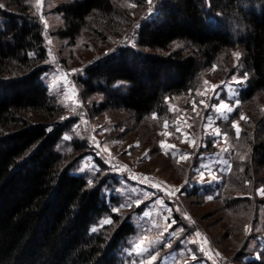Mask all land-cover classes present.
Returning <instances> with one entry per match:
<instances>
[{
	"label": "trees",
	"instance_id": "trees-1",
	"mask_svg": "<svg viewBox=\"0 0 264 264\" xmlns=\"http://www.w3.org/2000/svg\"><path fill=\"white\" fill-rule=\"evenodd\" d=\"M148 5L147 0H59L56 6L59 38L110 45L79 77L84 93L101 94L98 111L126 113L132 131L148 127L154 134L152 127L172 116L171 101L192 91L200 74L235 48L247 74L240 100L248 104L264 97V0H153L151 13ZM31 8L27 0H0V264H122L123 248L136 232L131 214L143 205L112 211L103 194L105 179L89 184L84 174L72 171L74 157L58 149L73 121L57 118L60 105L42 80L44 27ZM241 136L245 143L233 146L230 168L211 194L221 203L220 215L229 218L221 233L193 215L190 206L205 198L199 187H183L191 203L179 197L169 204L181 234L202 231L224 264H264L263 250L255 243L250 247L257 234L252 226L264 216V191H258L264 190V114ZM150 141L151 155L162 151ZM71 145L77 151L86 147L76 139ZM209 148L195 147L183 173L186 182L199 154ZM165 153L166 162L178 166L176 156ZM104 216L112 223L92 231ZM232 232L241 237L228 255L221 243ZM255 251H261L257 258H243Z\"/></svg>",
	"mask_w": 264,
	"mask_h": 264
},
{
	"label": "rangeland",
	"instance_id": "rangeland-1",
	"mask_svg": "<svg viewBox=\"0 0 264 264\" xmlns=\"http://www.w3.org/2000/svg\"><path fill=\"white\" fill-rule=\"evenodd\" d=\"M27 1L32 7L31 9L39 15L44 27L47 70L42 74V80L49 88L50 94L56 98L60 105L57 118L73 121L62 142L58 145V149L74 157L73 172L82 173L91 181L96 177V179H105L103 194L111 205L112 211L130 210L136 207L134 203L136 198L143 201L140 204L143 205L142 210L131 214V219L136 225V232L129 238V244L123 248L126 261L122 264H133L134 261L138 264V261L144 257L133 254L132 245L138 242V239L142 236H147L150 241L155 240L168 224H171L172 227L161 239L164 243H171L172 247L168 248L164 244H157L153 249V252H155L162 246L161 251H165L159 258V264H224L220 260L222 258L221 254L210 246L202 231L196 230L186 236L181 234V228L175 225L173 209L169 201L174 203L180 197V199L184 198L185 202L189 201L191 203L192 199L185 197L182 189L186 184L188 189L197 186L199 187V193L205 197L202 199L201 205L192 204L190 206L197 220L205 227L216 225L219 228V233L229 220L225 217L226 221H224L225 219L217 210L221 205L220 201L209 200L207 197L211 194L214 195V192L216 193L222 180V174L228 172L230 168L229 155L233 146H238L240 142L241 144L245 143V137L241 136V132L243 130L248 131V128L254 125L259 115L264 114V97L258 96L255 101L248 104L242 102L240 91L244 88L246 81L242 85L232 83L233 76L243 79L246 74L243 65L240 64V58L237 60L233 56L235 52L241 53L240 49L235 48L224 52L220 60L214 64L216 70H213L212 66L203 71L199 76V84L192 91L172 100L170 107L173 114L166 120L168 127L165 128V122L161 127L155 125L152 127L154 134L149 135L150 129L148 127L143 129L140 127L132 131L131 122L126 113L107 110L98 111L96 107L102 101L101 94H86L83 91V86L79 80V77L83 74V68L110 45L107 43L103 47H101L102 43L92 45L87 42L89 39H85V43H88V45L82 43L79 45L78 42L81 41L72 44L59 38L56 33L58 27L62 24L61 15L56 10L59 0H39V3L38 0ZM150 8L152 9L148 5L147 13H150ZM129 41L132 42L133 39ZM205 80L209 81L210 84L204 85ZM222 82L224 83L222 84ZM211 84L222 85L217 89L215 99L208 100L213 95L210 90L205 96L196 95L197 91L204 92ZM229 84H232V88L240 89L238 95H234L229 88ZM193 98L196 99L198 104L201 99L207 100L210 104H218L223 100L233 106L236 101H239V106L235 107L232 113L227 114V119L216 121V126L222 132L228 134L226 143L214 144V136L205 137V122L201 117H215L217 113L213 112L211 108L205 111L203 105H200L199 115H196L192 110ZM241 115H244L247 119L241 120ZM233 121L238 122L239 137H237L235 129L231 126ZM127 126L129 128L124 130ZM176 126L180 128L179 132L176 131ZM208 131L211 132L212 129L209 128ZM169 133L171 134L169 135ZM65 137L69 138L66 139ZM73 139L82 140L86 144L84 150L77 151L73 149L74 147L71 145ZM152 139L155 140L157 147L161 148V141L166 145H174L175 147L161 148V152L151 155L149 152L150 140ZM193 141L196 145L209 144L210 148L208 151L203 150L199 154V163L190 173L188 177L190 180L186 182L183 173L188 159H181V156L184 153H189L191 157V153L196 150L195 147L191 146ZM97 143L99 147L96 146ZM225 148L228 150L223 151ZM165 151L176 156L178 166L174 167L166 162L164 158ZM208 163H211L212 173L217 175L218 179L209 184L208 180L211 178L209 171L208 169H202L205 172V182L199 183L197 169L202 164ZM131 177H135V179H131ZM150 185H158L159 190L157 187ZM258 190H261V188ZM260 193L262 192L260 191ZM145 213L148 215H145ZM185 214L190 220L188 223H192L189 214L187 212ZM166 216L169 219L165 220ZM106 219L112 221L109 216H104L99 221L98 226H94V228L104 225L103 221ZM252 227H256L254 233L258 235L256 234L252 238L250 247H253L255 243L259 247L258 250H263L264 253V216H260L255 226ZM197 232L200 234L199 236L196 235ZM247 233L252 235V230L249 229ZM240 237L239 233L232 232L226 240H222L224 243H221V245L227 250L225 251L226 254H231V248L236 240L240 241ZM175 242L178 244L175 245ZM260 252L255 251L254 254L246 255L243 258H257ZM147 255L145 254V256ZM193 255L196 257L195 260L192 259Z\"/></svg>",
	"mask_w": 264,
	"mask_h": 264
},
{
	"label": "snow or ice",
	"instance_id": "snow-or-ice-1",
	"mask_svg": "<svg viewBox=\"0 0 264 264\" xmlns=\"http://www.w3.org/2000/svg\"><path fill=\"white\" fill-rule=\"evenodd\" d=\"M38 3H39V0H38ZM147 3L149 5H152L153 4V0H147ZM152 11H153V9L150 8L149 12L151 13ZM42 18L43 17L41 16V19ZM49 43H51V41H49ZM233 56L237 60H239V58L241 56V53L235 52V53H233ZM213 70H216V66L215 65H213ZM246 80H247V74H245L243 79H238L235 76L232 77V83L238 84V85H242ZM203 83H204V85H209L210 84V82L207 81V80H205ZM223 83L224 82H222V84ZM221 86L222 85L211 84L210 87L206 88L204 92L197 91L196 95L205 96L206 93L210 90L213 95H212V97H209L208 100L215 99L216 98L217 89L220 88ZM229 88L233 91L234 95H238V93L240 91L239 88H232V84H229ZM200 105H203L205 111H207L209 108H211V110L213 112L217 113V115L215 117H213V116L201 117V119L205 122V124H204V126H205V137L214 136L215 137V139L213 140L214 144H219V143H222V142L226 143L228 134L222 132L221 129L218 126H216V121L220 120V119H227V114L232 113L235 110V107L239 106V101H236L235 105L233 106V105H231L228 102H225L223 100H221L218 104H210V103H208L207 100L201 99L199 101V104H198L196 99L193 98V100H192V110H193V112L196 115H199L198 109H199ZM169 110L172 111V108L170 107ZM240 119L241 120H246L247 117H245L244 115H241ZM164 126H165V128L168 127L167 121H165ZM231 126H232L233 129H235V133H236L237 137H239L240 128H239L238 122L233 121ZM209 128L212 129L211 132L208 131ZM176 131L177 132L180 131V128L178 126H176ZM170 134L171 133H169V135ZM65 138L68 139L69 137H65ZM96 146L99 147V144L97 143ZM160 146H161V148H165V147L174 148L175 147L174 145H166L163 141H161ZM191 146L197 147V145L195 144V141H193L191 143ZM201 146L206 147V145H201ZM227 150H228L227 148L223 149V151H227ZM189 158H190V154L189 153H184L181 156V159L187 160ZM240 158H241V160L244 159V157H240ZM202 169H208V171H209V175L211 177L210 180H208L209 184H211L212 182H214V181H216L218 179L217 175L212 173V170H211L212 169V165H211V163L202 164L201 167L197 169V171L199 172V179H198L199 183H204L205 182V172ZM131 179H135V177H131ZM88 182H89V184H91V180H89ZM150 186L157 187V189L159 190V186L158 185H150ZM258 191H264V190H258ZM207 198L209 200H211V199H213V196L209 195ZM134 203H135L136 207H139L140 204L143 203V201L140 198H136ZM125 206H128V205H125ZM145 215H148V214L145 213ZM167 219H169V218L166 216L165 220H167ZM103 223L104 224H111L112 221L106 219V220L103 221ZM171 227H172L171 224H168L166 227H164L163 231L160 233V236L157 237L155 240H151L150 241V240H148L147 236H142V237H140L138 239V242H136V243H134L132 245V253L135 254L138 257H144L143 259H140L138 261V264H153V262L158 260V258L160 257V252L158 250L153 252V249H155L157 244H164V246L168 247V248L172 247L171 243H164V241L161 239L165 235V233H168L169 228H171ZM92 231H97V229L93 228ZM196 235L199 236L200 234L197 232ZM145 254H148V255L145 256ZM192 259L195 260L196 257L193 255ZM133 264H137V262L134 261Z\"/></svg>",
	"mask_w": 264,
	"mask_h": 264
}]
</instances>
